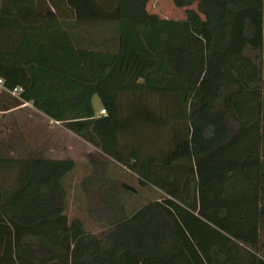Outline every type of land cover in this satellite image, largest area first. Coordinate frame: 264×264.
I'll return each instance as SVG.
<instances>
[{
  "label": "trees",
  "instance_id": "1",
  "mask_svg": "<svg viewBox=\"0 0 264 264\" xmlns=\"http://www.w3.org/2000/svg\"><path fill=\"white\" fill-rule=\"evenodd\" d=\"M49 1L2 0L0 29L63 30ZM64 1L110 41L0 48L4 87L165 196L122 205L100 238L66 212L73 160L0 159L15 171L0 176V264H264V0H172L182 18Z\"/></svg>",
  "mask_w": 264,
  "mask_h": 264
},
{
  "label": "rangeland",
  "instance_id": "2",
  "mask_svg": "<svg viewBox=\"0 0 264 264\" xmlns=\"http://www.w3.org/2000/svg\"><path fill=\"white\" fill-rule=\"evenodd\" d=\"M149 8L163 18L183 16V11L173 7L172 0H152ZM95 102H100L97 97ZM67 131L63 125L38 114L0 117V159L19 161L53 156L76 161V169L65 182L66 212L71 220H81L87 232L104 238L113 232L110 222L122 216V205L129 215L137 204L156 199L158 193L143 188L136 175L104 157L96 148L88 145L82 148L76 141L78 136ZM14 175L15 171H0L8 183L13 184ZM131 188L133 192L128 190Z\"/></svg>",
  "mask_w": 264,
  "mask_h": 264
},
{
  "label": "crops",
  "instance_id": "3",
  "mask_svg": "<svg viewBox=\"0 0 264 264\" xmlns=\"http://www.w3.org/2000/svg\"><path fill=\"white\" fill-rule=\"evenodd\" d=\"M0 0V4H1ZM49 6L51 7L52 11L57 10L59 11V22L65 24V28L59 30H53L52 28L49 30H46L44 32L42 31H34V30H28V29H21V30H2L0 29V48L4 52H13L18 54L20 57L24 59H33L35 55H37V50L41 47H47L49 50H52V47H58L57 49L63 48V46H68V41L72 38L75 40L77 46L87 43V40H90L92 38L96 39V37L101 40L108 42L110 41L111 35H105L104 32H99V30H91L89 32L86 31V26L84 23L80 25L78 20L76 19V16L74 14L72 15L71 9L68 6V4L64 0H50ZM22 25L27 27H40L43 26V21L41 20H22ZM105 31V30H104ZM47 54H51L52 52H46ZM67 62V63H66ZM62 61L59 64L61 68L68 67V61ZM46 64H52L51 60L47 61ZM78 67V66H77ZM21 89V88H19ZM19 89H15L17 91H9L4 86H0V117L3 119L8 118H15L20 117L23 115H27L29 117H37L38 115L44 116L45 115L37 111L32 103H23L21 102L19 106L15 105L17 101H19V96L21 92ZM93 105L96 111V116L101 117L103 107L101 105V102H95V98L93 100ZM50 120V119H49ZM52 121V120H50ZM54 122V121H52ZM57 125H62L60 123L55 122ZM16 128V127H15ZM5 130H7L8 133H10V130H8L7 127H5ZM67 133L72 134L69 130ZM74 135V134H72ZM76 137V136H75ZM82 148H84L85 145H88L91 148H94L87 142H85L83 139L77 137V140ZM84 143V144H83ZM95 149V148H94ZM99 151V150H98ZM104 157L110 159L108 156H106L104 153H102ZM49 158V157H48ZM51 159H58V160H65L63 157H50ZM76 163V161H74ZM145 189H150L149 187H145L141 185ZM157 193V198L159 199L161 196H165V193L162 191L153 188ZM133 192V189H128ZM135 192V191H134ZM112 193V190H110V193Z\"/></svg>",
  "mask_w": 264,
  "mask_h": 264
},
{
  "label": "built area",
  "instance_id": "4",
  "mask_svg": "<svg viewBox=\"0 0 264 264\" xmlns=\"http://www.w3.org/2000/svg\"><path fill=\"white\" fill-rule=\"evenodd\" d=\"M0 86H4V80L2 78H0ZM17 91V90H15ZM20 92H22V89H19ZM102 115H106V111L105 110H102Z\"/></svg>",
  "mask_w": 264,
  "mask_h": 264
}]
</instances>
